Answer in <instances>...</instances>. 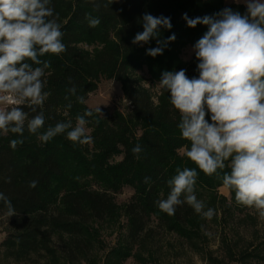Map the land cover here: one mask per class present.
I'll list each match as a JSON object with an SVG mask.
<instances>
[{"label": "trees", "instance_id": "trees-1", "mask_svg": "<svg viewBox=\"0 0 264 264\" xmlns=\"http://www.w3.org/2000/svg\"><path fill=\"white\" fill-rule=\"evenodd\" d=\"M224 2L114 0L105 7L107 0H52L67 50L41 57L51 67L46 70L45 88L50 95L38 109L45 116L40 131L60 121L71 120L75 125L77 115L91 109L93 116L86 117V127L93 143H74L66 134L45 143L26 129L23 137L0 132V192L18 213L9 217L7 236L0 244L7 258L32 264L41 260L44 264H81L98 241V228L92 224L117 218L122 212L128 231L109 252L112 264L133 256L135 245L147 243L157 229L189 243L200 238L205 218L187 204L169 216L156 202L169 194L167 181L177 167L196 168V186L207 189L213 198L223 185L222 179L205 175L186 156L190 142L181 136L177 126L180 114L170 102V92L161 88L155 95L144 82L159 83L163 72L181 69L189 78H198L195 54L185 61L181 53L188 45L194 46L208 26L189 27L183 16H213L225 8ZM233 7L246 12V6ZM86 14L98 17L101 23L90 28ZM145 14L170 17L172 27H159L158 37L134 44L135 35L143 31ZM173 34L176 39L167 43L162 54H146L148 48L158 46L157 39L167 40ZM84 43L92 45V50L84 48ZM143 69L147 78L140 73ZM101 77L122 83L129 102L127 110L115 108L99 114L88 106V95L98 88ZM73 87L75 95L69 91ZM77 96H83L85 102L79 103ZM24 110L29 111L27 107ZM206 118L211 122L210 115ZM21 138L23 144L10 147L11 140ZM136 145L142 149L139 154L132 151ZM224 171L230 172V168ZM33 180L37 181L34 188L29 186ZM125 187L134 192L129 201L119 205L115 196ZM230 195L234 207L245 208L236 204L234 191ZM0 213H7L3 201ZM251 255L247 252L242 257Z\"/></svg>", "mask_w": 264, "mask_h": 264}, {"label": "clouds", "instance_id": "clouds-1", "mask_svg": "<svg viewBox=\"0 0 264 264\" xmlns=\"http://www.w3.org/2000/svg\"><path fill=\"white\" fill-rule=\"evenodd\" d=\"M113 2L107 0L105 7ZM242 2L245 13L226 7L213 16L189 18L184 14L189 27L208 26L193 46L199 76L189 78L184 69L165 71L159 86L170 92V102L180 114L177 126L182 138L190 142L186 156L205 175L222 179L223 186L234 191L237 205L253 209L264 220V0ZM86 19L90 28L101 23L87 14ZM142 19L143 31L135 35L134 44L158 37L159 27H172L170 17L145 14ZM61 28L52 0H0V132L23 137L26 129L45 143L59 134L81 145L93 143L86 127V117L93 116L91 109L77 115L75 125L71 120L60 121L40 131L45 116L38 109L50 95L45 88L46 70L51 67L41 57L67 50ZM175 39V34L167 40L157 39L158 46L148 48L146 54H162ZM69 91L76 94L75 87ZM77 101L85 102L83 96H77ZM94 111L102 114L99 106ZM209 115L211 122L206 118ZM23 142L13 139L10 147L15 149ZM132 151L139 154L142 149L136 145ZM197 177L196 168L177 167L167 181L169 194L156 202L158 208L172 216L177 207L187 204L211 220L216 211L197 199ZM36 184L33 180L29 186ZM0 201L6 205L8 217L18 215L2 192Z\"/></svg>", "mask_w": 264, "mask_h": 264}, {"label": "rangeland", "instance_id": "rangeland-1", "mask_svg": "<svg viewBox=\"0 0 264 264\" xmlns=\"http://www.w3.org/2000/svg\"><path fill=\"white\" fill-rule=\"evenodd\" d=\"M246 6L242 0H225V8L239 11V7ZM84 48L92 50V45L81 44ZM195 54L191 45L185 47L181 53L183 60L190 61ZM145 78L148 77L146 69L140 71ZM155 95L160 91L159 83L153 84L148 79L144 82ZM89 107H100L101 111L112 112L115 108L127 110L129 102L123 91L122 83L115 79L101 77L98 88L88 95L86 100ZM185 152L184 150L181 151ZM134 190L125 187L117 194L116 201L123 205L129 201ZM197 199L205 203L206 208H213L216 215L211 220L205 219L203 230L199 239L193 243L179 238L174 233L155 230L154 236L144 245L137 244L133 250V256L121 264H264V220H261L253 209L236 208L231 203L230 190L223 185L217 188V196L207 189L195 185ZM9 217L0 213V244L7 236V224ZM98 228V241L95 243L89 257L81 264H112L109 262V252L116 247L118 240L127 234V218L121 213L117 218H106L92 224ZM231 249V251L229 250ZM250 252L252 255L242 257ZM211 257L215 261L211 260ZM0 264H32L16 262L7 258L4 247L0 246ZM40 264H44L41 260ZM115 264V263H114ZM117 264V263H116Z\"/></svg>", "mask_w": 264, "mask_h": 264}]
</instances>
